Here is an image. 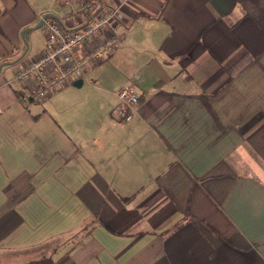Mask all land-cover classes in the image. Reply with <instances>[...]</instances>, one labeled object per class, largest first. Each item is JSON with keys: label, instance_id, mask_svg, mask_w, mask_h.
Segmentation results:
<instances>
[{"label": "crops", "instance_id": "obj_1", "mask_svg": "<svg viewBox=\"0 0 264 264\" xmlns=\"http://www.w3.org/2000/svg\"><path fill=\"white\" fill-rule=\"evenodd\" d=\"M105 1L121 43L92 83L24 102L66 8L0 0V264H264V0Z\"/></svg>", "mask_w": 264, "mask_h": 264}, {"label": "built area", "instance_id": "obj_2", "mask_svg": "<svg viewBox=\"0 0 264 264\" xmlns=\"http://www.w3.org/2000/svg\"><path fill=\"white\" fill-rule=\"evenodd\" d=\"M66 8L45 13V41L34 59L22 62L14 79L23 85L20 99L40 101L71 82L88 81V68L107 60L121 43L119 6L105 0H54ZM43 15V16H44ZM42 16V17H43ZM140 78L117 91L114 115L130 121L140 102Z\"/></svg>", "mask_w": 264, "mask_h": 264}, {"label": "rangeland", "instance_id": "obj_3", "mask_svg": "<svg viewBox=\"0 0 264 264\" xmlns=\"http://www.w3.org/2000/svg\"><path fill=\"white\" fill-rule=\"evenodd\" d=\"M43 40H45L44 35L42 31L39 30L35 36V42L37 43V45L38 44L41 45L44 42ZM118 71L119 70L117 68V65L116 66L115 64L111 65L109 62H105V63H102L100 66H98L96 69H94L92 73H95L99 75L100 77H102L105 82V80L107 79L114 78Z\"/></svg>", "mask_w": 264, "mask_h": 264}, {"label": "water", "instance_id": "obj_4", "mask_svg": "<svg viewBox=\"0 0 264 264\" xmlns=\"http://www.w3.org/2000/svg\"><path fill=\"white\" fill-rule=\"evenodd\" d=\"M46 15H47V14H46ZM46 15H44V16L42 17V19L40 20V22L36 25V28L41 27V25L43 24V19L46 17ZM75 82H76V84H80V83L83 82V80L79 79V80H76Z\"/></svg>", "mask_w": 264, "mask_h": 264}]
</instances>
